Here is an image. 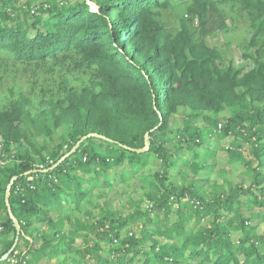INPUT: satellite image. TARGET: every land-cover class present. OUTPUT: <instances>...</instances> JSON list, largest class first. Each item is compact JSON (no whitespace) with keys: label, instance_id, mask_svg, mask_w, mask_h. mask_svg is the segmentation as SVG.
I'll return each instance as SVG.
<instances>
[{"label":"trees","instance_id":"1","mask_svg":"<svg viewBox=\"0 0 264 264\" xmlns=\"http://www.w3.org/2000/svg\"><path fill=\"white\" fill-rule=\"evenodd\" d=\"M20 1L0 0V264H264V0ZM198 123L232 138L248 186L199 184ZM88 134L107 140L50 169ZM145 134L148 152L124 148ZM152 157L159 170L141 174ZM118 187L121 209L107 199Z\"/></svg>","mask_w":264,"mask_h":264},{"label":"rangeland","instance_id":"2","mask_svg":"<svg viewBox=\"0 0 264 264\" xmlns=\"http://www.w3.org/2000/svg\"><path fill=\"white\" fill-rule=\"evenodd\" d=\"M24 1H30L32 4H34L37 0H23ZM171 20V19H170ZM173 20V17H172ZM173 22V21H172ZM240 36V33H237L233 35L230 39L231 46L229 47V55L232 56H238V51L236 49L235 41ZM224 38L221 35H216L214 38H211L208 40V43L210 46H218L219 48H224ZM228 116L227 112H224L219 115V120H223ZM183 119V113H178L173 117L171 121V126L179 127L182 123ZM197 126L205 133L206 139L205 143L198 150L201 153V159H199L198 163L200 165L204 164L206 165V169H203L199 171L197 181L200 185L203 186V189H205L208 192H212V184H216L217 186H223L224 188L227 187V182H231L233 184H244L247 185L251 182L250 177L246 173L244 167L240 163H230L229 158L227 154L225 153V148L229 146V143L231 142L232 138H226L223 140H218L215 137H210L207 135L208 129L202 124L198 123ZM171 144V143H170ZM204 149L211 151L214 153L213 156H206V152L203 151ZM246 154V151H245ZM189 157H184V159H181L178 162V171L181 170V173L188 174L189 177H191V173L188 170V168L185 166V162H189ZM159 162L155 160V158H151V163L148 170H144L141 172L143 175H147L148 173H152L153 171L159 170ZM177 172V170H176ZM176 181L181 180V176H177L175 178ZM130 184H132V188L137 191H142V188L140 187V183L137 181V179L134 177L130 180ZM141 188V189H140ZM116 192H120V187L116 189V191L107 193V199L113 202L114 207H118L121 209V205L119 204L120 201L125 200L124 196H117ZM136 198V195H133ZM245 198H240V206L242 208V213L245 216H248L246 207H245ZM258 209H254L256 212ZM257 225L256 234L264 235V218L257 220L256 222H253ZM250 222V224H253ZM234 238H236L234 236Z\"/></svg>","mask_w":264,"mask_h":264},{"label":"water","instance_id":"3","mask_svg":"<svg viewBox=\"0 0 264 264\" xmlns=\"http://www.w3.org/2000/svg\"><path fill=\"white\" fill-rule=\"evenodd\" d=\"M88 5H90V9L91 11H94L96 10L92 5L91 3L89 2V0H84ZM93 137H97V138H100V139H103V140H107L106 138L102 137V136H98L96 134H88L82 138H80L76 144L71 148V150L65 154L55 165H53L50 169H53L55 168L58 164H60L65 158H69V156H71L72 154H74L78 147L80 146L81 143H83L87 138H93ZM125 149L127 150H130L132 152H135V153H146L149 151V148H150V143H149V137H148V134H145L144 135V146L140 149H131V148H128V147H124ZM48 170H43V172H47ZM35 173L36 171L33 169V171H28L26 172L24 175L25 176H28L32 173ZM17 179L16 176L12 177L8 183V185L6 186V190H5V193H4V203H5V206H6V209H7V212H8V215H9V218L11 219L12 223H13V226L15 228V233H16V238H15V242H14V245L13 247L16 245L17 241H18V236L20 235V226H19V223L18 221L16 220V218L13 216L12 212H11V209H10V205H9V196H10V191H11V187L13 185V183L15 182V180ZM8 255H4L2 258H0V262L4 261L6 258H7Z\"/></svg>","mask_w":264,"mask_h":264},{"label":"built area","instance_id":"4","mask_svg":"<svg viewBox=\"0 0 264 264\" xmlns=\"http://www.w3.org/2000/svg\"><path fill=\"white\" fill-rule=\"evenodd\" d=\"M16 7H17V8H20V9L28 10V9L26 8V6H25V1L23 2V0L20 1L19 3H17V6H16ZM34 10H35V8H30V12H31V13H33ZM220 126H221V123H219L218 126H216V127H217V131H220V129H221ZM4 164H5V161L2 160V159L0 158V166H4ZM9 262H10L11 264H16L17 259H16V257H15V254L9 259ZM22 264H25V262H23Z\"/></svg>","mask_w":264,"mask_h":264},{"label":"crops","instance_id":"5","mask_svg":"<svg viewBox=\"0 0 264 264\" xmlns=\"http://www.w3.org/2000/svg\"><path fill=\"white\" fill-rule=\"evenodd\" d=\"M231 140H232V139H231ZM249 184H250V183H249ZM249 184H248V185H249ZM42 227H43V225H41V224L35 225V227H33L32 232H31V233H32V236H35V235H36V231H35L36 228H37V229H41ZM237 235H238V234H234L233 237H234V236L237 237ZM19 249L21 250L22 247L20 246ZM56 262H57V261H56ZM57 264H58V262H57Z\"/></svg>","mask_w":264,"mask_h":264}]
</instances>
